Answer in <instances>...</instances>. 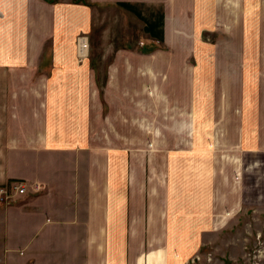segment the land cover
<instances>
[{
    "label": "crops",
    "instance_id": "0c3cea01",
    "mask_svg": "<svg viewBox=\"0 0 264 264\" xmlns=\"http://www.w3.org/2000/svg\"><path fill=\"white\" fill-rule=\"evenodd\" d=\"M128 20L148 45L101 51L99 83L91 38ZM259 159L264 0H0V185H30L0 264H193Z\"/></svg>",
    "mask_w": 264,
    "mask_h": 264
},
{
    "label": "rangeland",
    "instance_id": "374dc122",
    "mask_svg": "<svg viewBox=\"0 0 264 264\" xmlns=\"http://www.w3.org/2000/svg\"><path fill=\"white\" fill-rule=\"evenodd\" d=\"M97 13H99L98 18L101 13V24L102 21L107 22L106 11L100 10ZM111 21H114L113 24L116 23V16ZM106 25L104 23L102 27H97V35L91 38L92 64L96 69L99 83H102L105 71V63L100 58L101 51L108 49L112 51L119 47L127 49L134 45L145 48L148 45V38H127L132 35L137 37L138 31V27L129 20L125 30L114 25ZM117 34H125L126 37L116 38ZM106 35L108 38H103ZM157 41L160 46L164 43V39ZM256 163L258 165L262 163L264 169V160L259 159ZM257 175L258 172L252 173L246 178L248 201L246 208L250 209L246 219L241 218L240 222H237L234 228H229L225 234L211 237L210 240L213 238L214 241L204 249V253L198 254L201 256L198 264H264V176L257 180Z\"/></svg>",
    "mask_w": 264,
    "mask_h": 264
},
{
    "label": "built area",
    "instance_id": "2783aa9c",
    "mask_svg": "<svg viewBox=\"0 0 264 264\" xmlns=\"http://www.w3.org/2000/svg\"><path fill=\"white\" fill-rule=\"evenodd\" d=\"M80 43V48L83 46L88 47L87 41L86 44H84L80 40ZM29 187L30 185L25 181H13L0 185V205H10L17 202L20 197L25 196L28 193ZM200 260L201 256L196 255V257L192 260V263L196 264Z\"/></svg>",
    "mask_w": 264,
    "mask_h": 264
},
{
    "label": "bare ground",
    "instance_id": "6f19581e",
    "mask_svg": "<svg viewBox=\"0 0 264 264\" xmlns=\"http://www.w3.org/2000/svg\"><path fill=\"white\" fill-rule=\"evenodd\" d=\"M82 42H83L84 44H86V40H85L84 38H83ZM82 51H83V52H86V51H87V47H86V46H83V47H82Z\"/></svg>",
    "mask_w": 264,
    "mask_h": 264
}]
</instances>
